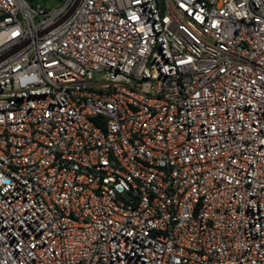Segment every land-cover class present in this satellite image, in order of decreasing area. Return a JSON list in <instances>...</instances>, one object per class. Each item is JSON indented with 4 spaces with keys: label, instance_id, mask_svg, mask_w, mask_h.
Instances as JSON below:
<instances>
[{
    "label": "built area",
    "instance_id": "1",
    "mask_svg": "<svg viewBox=\"0 0 264 264\" xmlns=\"http://www.w3.org/2000/svg\"><path fill=\"white\" fill-rule=\"evenodd\" d=\"M0 0V264H264V0Z\"/></svg>",
    "mask_w": 264,
    "mask_h": 264
},
{
    "label": "rangeland",
    "instance_id": "2",
    "mask_svg": "<svg viewBox=\"0 0 264 264\" xmlns=\"http://www.w3.org/2000/svg\"><path fill=\"white\" fill-rule=\"evenodd\" d=\"M35 1H36L35 4H42L43 6L49 8H56L61 4V0H35Z\"/></svg>",
    "mask_w": 264,
    "mask_h": 264
},
{
    "label": "water",
    "instance_id": "3",
    "mask_svg": "<svg viewBox=\"0 0 264 264\" xmlns=\"http://www.w3.org/2000/svg\"><path fill=\"white\" fill-rule=\"evenodd\" d=\"M81 0H77L76 1V3L74 4V6H73V8L70 10V12L65 16V18H63L61 21H60V23L62 22V21H64L65 19H67L72 13H73V11L75 10V8L77 7V5L79 4V2H80ZM11 53H9V54H7L6 56H3L2 58H0V61L2 60V59H4L5 57H7L8 55H10Z\"/></svg>",
    "mask_w": 264,
    "mask_h": 264
},
{
    "label": "trees",
    "instance_id": "4",
    "mask_svg": "<svg viewBox=\"0 0 264 264\" xmlns=\"http://www.w3.org/2000/svg\"><path fill=\"white\" fill-rule=\"evenodd\" d=\"M30 2H31L32 4H33V3H34V4L36 3V1H35V0H30Z\"/></svg>",
    "mask_w": 264,
    "mask_h": 264
}]
</instances>
